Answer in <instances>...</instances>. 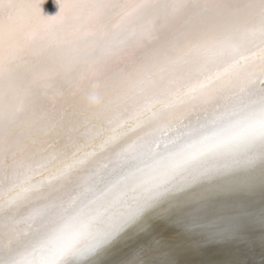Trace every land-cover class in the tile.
<instances>
[{"label": "snow or ice", "instance_id": "1", "mask_svg": "<svg viewBox=\"0 0 264 264\" xmlns=\"http://www.w3.org/2000/svg\"><path fill=\"white\" fill-rule=\"evenodd\" d=\"M43 2L0 0V264L264 235V0Z\"/></svg>", "mask_w": 264, "mask_h": 264}, {"label": "water", "instance_id": "2", "mask_svg": "<svg viewBox=\"0 0 264 264\" xmlns=\"http://www.w3.org/2000/svg\"><path fill=\"white\" fill-rule=\"evenodd\" d=\"M262 240L264 242V235L257 233L246 239L217 241L200 246L195 251L197 253H186L179 259L189 264H264V243L256 247L257 250L253 249V245ZM214 250L218 252L217 255L210 254ZM195 256L201 257L193 260Z\"/></svg>", "mask_w": 264, "mask_h": 264}, {"label": "bare ground", "instance_id": "3", "mask_svg": "<svg viewBox=\"0 0 264 264\" xmlns=\"http://www.w3.org/2000/svg\"><path fill=\"white\" fill-rule=\"evenodd\" d=\"M41 8H42L43 14H45V15H55L59 11V5L56 2V0H44V2L41 5ZM257 233H262L259 227H256L255 229H253L249 233H247V234H245V235H243V236H241L239 238L232 239V240H237V239H242V238L246 239V237L252 236V235L257 234ZM228 240H230V239H228ZM228 240H221V241H228ZM215 242H217V241L194 243V244L189 246V249H188V251L186 253L195 254V253H197L195 251H196V249L198 247L203 246V245H207V244H213ZM262 243H264L263 240L261 242L258 241V244H256V245L254 244L253 245V249L257 250L256 247L260 246ZM210 254L217 255L218 252L216 250H214ZM199 257H201V256H195V257H193L194 258L193 260H197Z\"/></svg>", "mask_w": 264, "mask_h": 264}, {"label": "clouds", "instance_id": "4", "mask_svg": "<svg viewBox=\"0 0 264 264\" xmlns=\"http://www.w3.org/2000/svg\"><path fill=\"white\" fill-rule=\"evenodd\" d=\"M90 102L94 103V104H98L99 103V99L98 98H94Z\"/></svg>", "mask_w": 264, "mask_h": 264}]
</instances>
